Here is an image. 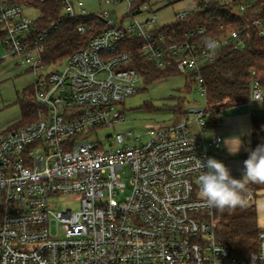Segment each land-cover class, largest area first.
Here are the masks:
<instances>
[{"label":"built area","instance_id":"2783aa9c","mask_svg":"<svg viewBox=\"0 0 264 264\" xmlns=\"http://www.w3.org/2000/svg\"><path fill=\"white\" fill-rule=\"evenodd\" d=\"M57 1L70 19L92 15L83 2ZM195 1L193 11L210 0ZM98 2L124 5L123 16L115 23L109 11L94 14L104 29L86 48L49 66L43 54L53 29L37 33L38 19L27 16L32 6L0 0V41L33 75L37 116L0 131V264H264V228L255 253L233 254L217 240L214 209L199 195L196 162L213 158L224 141L211 128L207 101L185 119L149 128L145 142L123 134L107 143L83 140L124 125L125 102L144 87L122 49L126 43H140V57L159 70L195 74L206 99L201 71L220 50L243 45L242 31L205 42L203 30L167 36L148 4ZM187 16L178 13L176 20ZM254 25L262 28L260 20ZM90 29L81 24L78 33ZM251 76L250 103L264 105V87L256 72ZM63 196L78 197L80 210L57 212L54 200Z\"/></svg>","mask_w":264,"mask_h":264},{"label":"trees","instance_id":"16d2710c","mask_svg":"<svg viewBox=\"0 0 264 264\" xmlns=\"http://www.w3.org/2000/svg\"><path fill=\"white\" fill-rule=\"evenodd\" d=\"M10 4H28L41 14L37 20L38 31L53 29L48 39L43 61L53 66L88 45L89 40L104 29V23H98L94 14L86 18H68L57 0H7ZM152 0H134V7L139 9ZM244 4L246 11L239 13L240 5ZM260 20L262 28L254 25ZM85 24L90 27L86 36L78 33V27ZM205 31L203 42L218 38L231 31H242L243 45L230 46L217 53L213 64L201 71L203 87L206 90L208 111L211 113L210 124L217 126L222 113L236 105L250 104L251 72L257 74L264 87V0H235L232 3H222L216 0L199 1L194 11L185 20H176L163 28L167 36L176 35L182 38L185 34ZM2 34L0 32V39ZM140 43H129L122 48L131 54L130 67L137 70L144 78V87L161 80L181 77L176 70H159L154 62H146L140 57ZM196 75L190 73L185 82L188 93L198 91ZM20 101L22 121L14 127L18 128L37 119L36 104L32 99V87ZM185 100L179 99L178 107L171 109L176 121L187 117ZM150 111H155L149 108ZM158 111V109H156ZM264 143V111L252 114V139L250 148L255 149ZM256 198L264 191V185H250ZM216 222V238L239 256H250L256 252L257 237L260 231L257 204L237 208L235 211L220 213L214 209Z\"/></svg>","mask_w":264,"mask_h":264},{"label":"rangeland","instance_id":"374dc122","mask_svg":"<svg viewBox=\"0 0 264 264\" xmlns=\"http://www.w3.org/2000/svg\"><path fill=\"white\" fill-rule=\"evenodd\" d=\"M70 1L75 5L79 1L83 2L86 14H99L104 10L109 11L115 23L118 22L125 11L124 5L100 6L98 0ZM195 4V0H152L148 5L156 12L157 26L164 27L174 23L178 13L190 14L195 8ZM27 16L32 20H37L41 17V14L36 10H28ZM33 81V75L30 73L29 68L23 64L21 59L10 56L4 44L0 41V131L8 130L22 121L20 101L24 99L26 92L33 86ZM138 87L139 93L125 102L126 121L124 125L118 126L115 130H102L97 135L91 134L83 140L94 141L98 137L102 143H107V137L123 134L127 139L142 136L143 138L140 141L145 142L148 140L145 135L149 128L173 120L174 114L171 109L178 107L179 99L185 100V110L187 112L206 105L205 97L201 96L198 91L188 93L183 77L161 80L146 88L142 85ZM150 107L155 111H150ZM257 108L260 112L264 111V105H257ZM231 112L229 111V113ZM129 132L132 133V136H128ZM131 141L135 142L134 139ZM250 191L254 192V196L248 200L247 206L255 204L258 207L263 206L264 198H256L255 191L251 188ZM54 206L57 212H65L69 209L79 211L81 202L76 196H63L54 200Z\"/></svg>","mask_w":264,"mask_h":264},{"label":"clouds","instance_id":"9594fccd","mask_svg":"<svg viewBox=\"0 0 264 264\" xmlns=\"http://www.w3.org/2000/svg\"><path fill=\"white\" fill-rule=\"evenodd\" d=\"M223 145L233 156L244 147L241 137L235 135L224 139ZM245 151L249 156L244 161L240 179L233 178L226 165L215 158L197 160L199 195L209 209L220 213L243 209L250 198L249 186L264 185V143L258 144L255 149L245 148ZM205 167L207 171H202Z\"/></svg>","mask_w":264,"mask_h":264},{"label":"crops","instance_id":"0c3cea01","mask_svg":"<svg viewBox=\"0 0 264 264\" xmlns=\"http://www.w3.org/2000/svg\"><path fill=\"white\" fill-rule=\"evenodd\" d=\"M220 1V0H219ZM258 104H243L231 107L232 110H225L222 113L220 123L217 126H212V130L222 135L223 139L231 136H240L244 147L241 148L238 154L230 155L224 145L214 151L215 159L223 162L230 170L233 178H242V170L244 168V161L248 158L249 153L245 148H250L252 139V114L259 111ZM228 111V113H226ZM229 111H232L229 113ZM225 113V114H224ZM260 198H264V191L260 194ZM258 202V201H257ZM258 207V205H257ZM259 213V227L264 228V201L263 206L258 207Z\"/></svg>","mask_w":264,"mask_h":264}]
</instances>
